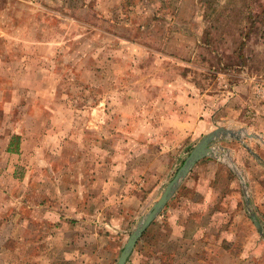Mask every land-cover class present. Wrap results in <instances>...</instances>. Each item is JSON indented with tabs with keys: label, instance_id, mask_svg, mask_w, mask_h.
I'll return each mask as SVG.
<instances>
[{
	"label": "rangeland",
	"instance_id": "rangeland-1",
	"mask_svg": "<svg viewBox=\"0 0 264 264\" xmlns=\"http://www.w3.org/2000/svg\"><path fill=\"white\" fill-rule=\"evenodd\" d=\"M222 124L264 138V0H0V264H33L15 240L26 226L14 223L41 220V201L52 218L60 200H90L95 174L146 172L139 222L203 135ZM12 132L18 152L7 150ZM248 142L264 160V144ZM229 154L244 160L233 144ZM249 165L260 189L263 163ZM216 169L198 167L187 181L194 199L185 192L162 211L128 264H264V239L232 206L221 205L207 226L219 241L199 242L200 214L189 229L175 223L177 209L208 213L220 198L205 179ZM261 231L264 238V224ZM219 244H235L236 255ZM197 250L204 255L190 259Z\"/></svg>",
	"mask_w": 264,
	"mask_h": 264
},
{
	"label": "crops",
	"instance_id": "crops-1",
	"mask_svg": "<svg viewBox=\"0 0 264 264\" xmlns=\"http://www.w3.org/2000/svg\"><path fill=\"white\" fill-rule=\"evenodd\" d=\"M177 98L180 103H185V105L189 103L191 109L194 107L192 97L190 98L182 93L177 96ZM188 120L186 122L187 125H189ZM191 121H193V119ZM219 127H226L233 130H238L240 128L245 129V127L236 124H222L212 130ZM247 129H245V131L250 133ZM245 131L241 137H231L230 135L229 137L215 140L212 143L213 156L202 159L193 167L176 193L167 203L164 208L165 210H163L166 211L172 203L185 197V192H188V196L194 199L196 192L187 185L188 179L201 165L210 163L216 164L217 169L213 174V179L209 177L205 178L207 186L208 183L216 186L220 193V198H215V203L211 204L210 211L208 213H204V211H199L197 213L194 209L191 211H184L180 208L177 209L179 217H177L175 223L185 226V228H188V224L193 225L194 222L189 221L192 217L197 214L201 215L202 221H200L198 225L202 235L198 238L199 242L219 241V239H217L219 236H214L213 234L209 235L210 232L207 226L211 224L212 217L221 215V205L226 207L232 206L237 210L238 220L241 218L245 219L246 217L247 220L251 222V225H253L252 230H254L253 233H255L253 236L264 239L263 232L261 231L264 224V175L262 176L263 180H261L262 185L260 189H257L253 186L255 180L252 179L251 181L249 177L250 174H248L244 168L247 167L252 170L253 166L249 164L252 165V163H257L258 161L263 163L264 166L263 158L261 157V159L258 157L256 150L251 148L248 142L250 140H256L260 141L263 145L264 138L258 139L256 137H249ZM244 135L247 137H243ZM14 136L19 135L14 132L9 134L7 150L11 143H15ZM216 142H218V145L214 144ZM232 144L235 146L237 154L244 157L242 162L244 165L230 158L229 148ZM243 150H245V154H243ZM237 159L241 161L240 158ZM245 162L249 164L246 163V165ZM132 171L134 172H129V177L125 174V179L116 178L117 180L111 179V176L102 178L99 174H95L91 185L92 192L94 193L93 196H91L92 200H82L81 203L68 207V204H64L59 198L60 201L57 202V211L52 214L54 215L52 218L48 217L50 213L48 209L49 204L41 201V204H37L39 208L45 211L41 220L38 221V218L34 220L32 217H27L24 221H20L19 223L13 222L15 225L23 224L26 226L25 230L23 229V231H20L19 237L15 240H19L26 244L23 253L28 256L30 262L33 264H118L117 261L124 249L123 246L125 247L129 239L130 234L128 231L131 229L133 231L134 229L130 228V225L133 223L134 219H137V213L146 206L144 185L147 174L138 165L137 168L132 169ZM262 171L264 174V170ZM253 172L255 171L252 170V173ZM133 174L136 176L130 177V175ZM196 180L199 181L200 179L197 178ZM202 185H204V183ZM193 191L195 193H193ZM258 194H260V196H258ZM204 197L202 193L200 200L201 204H198V207H202V210L205 205L203 202ZM33 206H35V204L31 203L28 207L32 208ZM156 221L157 218L137 242L126 264L131 261L135 254V250L138 251L137 247H139L141 243L142 247H145L143 243L149 235L150 228L157 223ZM256 221H258L259 226ZM137 223L138 222H135V224ZM214 223L226 225L229 226V228L231 226L235 227L236 225L232 220H227V223H224L222 219H216ZM39 224L41 225V229L33 231V227ZM135 224H132L131 227H136ZM11 238L13 237L11 236ZM256 238L252 239L257 241ZM222 240L225 241L227 239L222 238ZM230 240L236 241L235 238ZM223 246L224 244H219L218 249L223 251L227 250V252L236 255L237 247H235V244L229 246L230 249H227V246ZM204 253L205 252L201 253V251L197 250L194 251L189 258H200ZM149 261H152L149 264L154 262L153 260Z\"/></svg>",
	"mask_w": 264,
	"mask_h": 264
},
{
	"label": "water",
	"instance_id": "water-1",
	"mask_svg": "<svg viewBox=\"0 0 264 264\" xmlns=\"http://www.w3.org/2000/svg\"><path fill=\"white\" fill-rule=\"evenodd\" d=\"M244 131H245L244 128L233 130L226 127H219L215 130L208 132L199 140V142L194 146L190 154L184 160L183 164L178 169L173 179L167 184L165 189L162 191L161 195L156 199L152 207L143 215V217L137 223L136 227L131 232L129 239L125 244L124 249L121 252V255L118 260V264H126L137 242L144 235V233L146 232L148 227L152 224V222L164 210L169 200L176 193V191L182 184L183 180L190 173L193 167L202 159L209 156H213L212 143L215 140L226 138L229 137L230 135L231 137H241ZM246 134L249 137L260 138L257 134L247 133V132ZM256 222L259 226L258 221Z\"/></svg>",
	"mask_w": 264,
	"mask_h": 264
},
{
	"label": "trees",
	"instance_id": "trees-1",
	"mask_svg": "<svg viewBox=\"0 0 264 264\" xmlns=\"http://www.w3.org/2000/svg\"><path fill=\"white\" fill-rule=\"evenodd\" d=\"M16 139H18V136H14V141L16 140ZM14 143V142H13ZM13 143H11V145L9 146V148H8V151H11V152H18V149H19V147H18V144L15 146ZM13 144V145H12ZM14 146H15V148H14ZM148 240V239H147ZM147 242V241H146ZM146 242H145V245H146Z\"/></svg>",
	"mask_w": 264,
	"mask_h": 264
}]
</instances>
